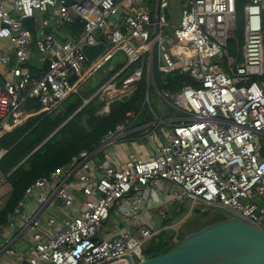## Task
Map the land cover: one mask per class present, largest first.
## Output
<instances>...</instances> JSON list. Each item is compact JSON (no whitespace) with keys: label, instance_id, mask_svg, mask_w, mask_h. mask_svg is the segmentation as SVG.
I'll use <instances>...</instances> for the list:
<instances>
[{"label":"built area","instance_id":"built-area-1","mask_svg":"<svg viewBox=\"0 0 264 264\" xmlns=\"http://www.w3.org/2000/svg\"><path fill=\"white\" fill-rule=\"evenodd\" d=\"M184 2L179 24L165 32L169 0H0V65L12 59L2 39L11 42L15 57L0 85V136L26 119L22 106L27 99H38L41 110L53 109L98 70L109 68L119 51L126 56L121 70L143 61L146 52L157 50L163 54L160 71L189 72L198 83L185 84L178 92L156 89L159 99L178 114L168 118L169 136L154 156L131 155L122 167L106 165L94 177L92 151L82 149L26 188L24 197L34 188L54 182L48 194L38 197L39 205L53 197L69 205L73 195L66 187L67 177L77 174L85 199L81 211L57 228H53L54 217L40 221L36 215L21 212L22 200L18 202L8 214L7 225H14L13 217L20 213L21 230L32 233L24 264H138L142 246L154 235L152 228L143 226L137 235L126 229L112 234L99 229L114 205L122 217H129L145 199L160 202L163 180L174 184L177 198L190 199L192 207L222 205L264 230V203L258 206L260 198L264 201V0H247L244 5L241 59L229 49L236 28L235 0ZM54 8L57 18L50 13L41 20L42 38L36 41L47 59V69L31 77L21 65L29 57L30 37L22 20L35 18V10L48 14ZM74 16L83 22L76 40L60 41L47 29L50 20L63 23ZM100 41L104 48L88 60L82 46ZM167 46L174 57L164 51ZM121 70L97 92L110 88L109 98L129 97L137 88L143 66L135 65L119 86H109ZM71 74L74 79L69 78ZM108 110L109 102L99 112ZM130 115L133 113L127 112L124 120L108 130L96 148L113 146L132 132L135 127ZM4 152L0 149V157ZM6 184L7 175L0 168V188ZM1 198L0 193V202ZM4 225H0V251L12 254V238L3 235Z\"/></svg>","mask_w":264,"mask_h":264},{"label":"trees","instance_id":"trees-1","mask_svg":"<svg viewBox=\"0 0 264 264\" xmlns=\"http://www.w3.org/2000/svg\"><path fill=\"white\" fill-rule=\"evenodd\" d=\"M247 0H235L237 31L239 32L244 20V5ZM76 29L82 23L78 17L72 19ZM264 38V14L262 17ZM75 29V30H76ZM231 42V40H230ZM229 42V45H231ZM230 48V46H229ZM234 53V47L230 48ZM119 61L111 69H100L95 75L84 82L77 92L70 93L63 98L53 109L41 110V103L36 98H29L24 103V108L30 114L19 125L0 136V149L6 151L0 157V168L7 175L10 184L3 205L0 208V225L7 221L8 214L23 198L26 188L38 177L48 175L50 171L68 162L72 155L82 149L94 150L101 143V138L117 123L125 118L129 110L140 111L146 90V76L138 82L134 93L125 100H114L110 103L107 113H99L105 98L99 92H94L108 80L122 65ZM130 68L122 70L117 76L120 82L129 73ZM155 81L160 87L176 90L184 83H194L189 74L174 72L163 75L155 70ZM166 79L167 82L163 83ZM149 109L143 108L138 116L137 124L153 120ZM201 209H210L205 205H198L195 212ZM219 212V211H216ZM220 213V212H219ZM191 219L189 230L179 233V239L194 229V225L203 221V225L225 218L202 217ZM204 216V215H203ZM187 227V228H188ZM201 227V226H200ZM197 229V228H196ZM179 239L174 241L166 229L154 234L141 248L142 256H154L170 249Z\"/></svg>","mask_w":264,"mask_h":264},{"label":"crops","instance_id":"crops-1","mask_svg":"<svg viewBox=\"0 0 264 264\" xmlns=\"http://www.w3.org/2000/svg\"><path fill=\"white\" fill-rule=\"evenodd\" d=\"M170 4H171V0H169V4L167 8L170 6ZM167 8H166L167 18H166V25L164 26V31L171 32V29L173 26L168 24L170 17L167 12ZM55 10H56L55 8L54 10L51 9V11L53 12H49L48 14H41L39 12L38 14H35L33 30H31L29 27H27L22 22V26L30 30V37H29V44L27 46V49L29 51V57L27 58V60L23 61L21 65L23 67L24 72L29 73L31 69H34L36 71L37 74L31 77H37V75L41 74L47 69V59L43 57V53L37 47L36 41L42 38V35L40 33L41 20L45 17H48L50 13L54 14V17L57 18L58 14ZM75 17L77 16H74L73 18ZM72 22L73 21L71 20V21H65L63 23H57L54 20H50V23H49L50 25L47 27V29L49 30L50 33L54 35L56 39L60 41H63L64 39L76 40L82 32L83 22L80 20V22L82 23L80 29L78 28L76 29L75 23L74 25L69 24ZM240 30H242L241 32L244 38V20H243ZM235 31H237V21H236V28L234 29L233 36H232L233 38L231 39V42H230L232 47H234V53L233 54L231 53V55L237 56L239 59H241L243 57L242 50H241L243 42L239 38H237V37H240V34L234 35ZM1 43L3 45L4 50L8 51V53L12 57V59L6 64L0 65V74L6 77L8 75L9 68L15 62V57H14V53L12 52L11 42L7 39H2ZM237 45L239 46L238 50L240 52L237 51V48H236ZM164 51L168 53L171 57H174V53H173L171 46L165 47ZM162 59H163V54L158 53L157 50L148 51L144 54L143 61H138L137 63L131 64L124 68V69L130 68L129 70L130 72L132 68L135 67V65L142 64L143 71H142L141 78L144 75L146 76V90H145V95L143 99V105L145 107L143 108L149 109V111L152 113L151 115L153 116V120L149 122L137 124L138 116L143 108L137 113L134 112L133 110H129L130 112L133 113V116L130 115L129 119L132 123V126L135 127V129L132 132H130L128 135H126L125 137L120 138V140H118V142H116L115 145L113 146L103 147V148L99 147V148H96L94 151L92 150V153L90 156V170L94 177H97V175L100 174V172L104 169L106 165H111L114 167H122L125 161L131 157V155L134 157H142V158L154 156L157 153V148L159 147V145L162 142L167 140L169 136V131H170V126L168 124V118L175 117L178 114V111L159 99L156 93V89L164 88V87H160L156 83L154 73H155V70L163 75H167V74L174 73V72L189 74V72H184V71L180 72L179 70H173L170 72L160 71L158 69V62L159 60L162 61ZM119 61H123L124 63L126 61L125 54L120 51L116 53V55L111 59L109 68L105 67L102 69L104 70L111 69L114 65L119 63ZM123 65L117 71L121 70ZM117 76L110 82L109 86H119L120 85L121 81L119 82L117 80ZM190 77L194 81V83H197V81L191 75ZM166 82L167 80L164 79L163 83H166ZM185 84H193V83L189 82V83H184L183 85ZM183 85L176 90H170V89L169 90L172 92H178L183 87ZM151 90L155 91V95H157V98L159 99L158 109L153 108L151 104V99H150ZM98 92L101 95H103L106 100L104 105L107 102H109V106L112 101L125 100L134 93L133 92L127 98H119L117 96L114 98H109V96L112 94V90L110 88L105 90L104 92H101V91H98ZM98 92L96 90L93 95L97 94ZM146 96L148 97V99H146ZM165 105L167 106V109H165ZM22 108L24 112L28 114L26 117L32 114L26 111V109L24 108V105L22 106ZM127 112L125 114V118L127 117ZM105 113L107 112H104L102 114H105ZM159 128L161 130V133H160L161 139H159L156 134V131ZM81 184L82 183L79 180L77 174H70L67 177L66 187L73 195V203L69 205H66L64 201L59 197H53L46 204L39 205L38 197L42 196L43 194H48L51 190V186L54 185V182H50L49 184H46L42 187H36L33 189L32 192L27 193L26 196L25 197L23 196V198L21 199L22 200L21 212H25L30 215H36L40 219V221H44L48 217H54L55 221L53 223V228H57L64 223L65 219H67L70 216L76 215L83 208L84 206L83 201L85 199V196L82 194V191L80 188ZM6 186H7V189L4 193H1L0 191L4 199L8 191L10 190L9 182L8 184H6ZM160 194L162 196V199L160 202H154L152 200H149V198L145 199L140 204L138 211L129 217H122L115 210V205H114L110 210V214L108 218L103 222L99 230L101 232H105L109 234L116 233L119 229H126L130 233H135L134 231H136L137 233L139 232V229L141 227L146 226V225L152 228L154 231L155 230L161 231L163 229H167L168 227L167 224L156 228L155 222H153L152 220V213H153L152 211L155 210V208H158L159 213L163 211V208L161 206L162 204H165V209L167 206H170V204L174 205L176 199H178L177 197H178L179 192L177 191V187L174 184H172L171 182L167 180H163L162 188L160 189ZM179 200H182V199H179ZM3 202L4 200L2 201V198H1L0 208L3 205ZM177 210L180 211L181 210L180 207H178ZM177 210H175L176 213H178ZM13 218L15 221L14 225L12 226L7 225V221L4 223L6 225H4V228H3V235H6L8 238L9 237L12 238L11 247L14 249V252L10 254V253H7L6 251H0V264H24L28 258L27 251L33 243L31 231L21 230L22 229L21 228L22 218H21L20 213L15 214ZM171 235L172 237H175L174 234H171ZM0 240H1V237H0ZM38 264H51V263L44 261Z\"/></svg>","mask_w":264,"mask_h":264},{"label":"water","instance_id":"water-1","mask_svg":"<svg viewBox=\"0 0 264 264\" xmlns=\"http://www.w3.org/2000/svg\"><path fill=\"white\" fill-rule=\"evenodd\" d=\"M34 17H26L22 22L33 30ZM104 42L84 44L82 51L88 60H92L103 48ZM37 73L29 71L30 76ZM70 79L75 75L71 74ZM4 78L0 74V85ZM264 201L260 198L258 206ZM206 207L219 211L225 218L202 225L186 232L167 251L154 255L142 256L138 264H264V230L252 224L235 211L218 204Z\"/></svg>","mask_w":264,"mask_h":264},{"label":"rangeland","instance_id":"rangeland-1","mask_svg":"<svg viewBox=\"0 0 264 264\" xmlns=\"http://www.w3.org/2000/svg\"><path fill=\"white\" fill-rule=\"evenodd\" d=\"M183 7H185L184 0H171V4L167 8V12H168L169 17H170L168 24H170L173 27H175L179 24L180 17H181V10ZM35 14H38L37 10H35ZM241 31L242 30L239 31L240 33L238 31H235L234 35L240 34V37H237V38H239L243 42V35H242ZM230 48H233L232 45H230ZM150 99H151V104H152L153 108L158 109L159 99L157 98V95H155V91H153V90L150 91ZM165 109H167L166 105H165ZM160 133H161V130L159 128L156 131L157 137L159 139H161ZM6 189H7V186L3 185L0 188L1 193H4L6 191ZM252 199H254V198H252ZM3 200H4V198L2 196V201ZM161 206L163 208V211H161L160 213L158 212V208H155V210L152 211L153 212L152 213V220H153V222H155L156 228L167 224L168 227L166 230L168 231V233L170 232V235L171 234L177 235L181 232L189 230L190 227H188V225L190 224L191 219L197 218L198 215H200L201 213H204L203 214L204 216L203 215H201V216L205 217V218H207V217L208 218H210V217L214 218V217L224 216L223 213L216 212L213 209H201L199 212H195L194 208L196 206L192 207L191 201L188 198H185L183 200L176 199L175 204L174 205L170 204V206H167L166 209H165V204H162ZM178 207H180V209H181L180 211L177 210ZM197 208H198V205H197ZM175 210H177L178 213H176ZM203 221H198L199 223L194 225L195 226L194 229L202 226ZM134 232L135 233H132V234L137 235L138 232L137 233H136V231H134ZM158 232H159L158 230H155L154 234H156ZM173 239H174V241L176 240L175 237H173ZM149 240H150V238L147 239L146 241H149Z\"/></svg>","mask_w":264,"mask_h":264},{"label":"flooded vegetation","instance_id":"flooded-vegetation-1","mask_svg":"<svg viewBox=\"0 0 264 264\" xmlns=\"http://www.w3.org/2000/svg\"><path fill=\"white\" fill-rule=\"evenodd\" d=\"M175 236H176V234H175Z\"/></svg>","mask_w":264,"mask_h":264}]
</instances>
